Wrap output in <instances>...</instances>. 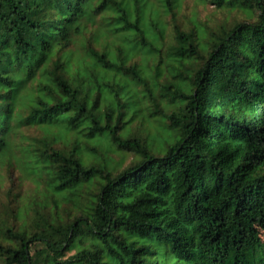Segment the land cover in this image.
Masks as SVG:
<instances>
[{"label": "trees", "instance_id": "1", "mask_svg": "<svg viewBox=\"0 0 264 264\" xmlns=\"http://www.w3.org/2000/svg\"><path fill=\"white\" fill-rule=\"evenodd\" d=\"M198 1L0 0V264H264V0Z\"/></svg>", "mask_w": 264, "mask_h": 264}, {"label": "rangeland", "instance_id": "2", "mask_svg": "<svg viewBox=\"0 0 264 264\" xmlns=\"http://www.w3.org/2000/svg\"><path fill=\"white\" fill-rule=\"evenodd\" d=\"M185 1L186 2L184 4L182 13H183V20L185 21L186 25H188V22L185 19H187V17L194 16L195 14L198 15V18L201 21H206L207 18L211 21V19L213 18V22H215L214 24L219 23V22H223L226 18L231 17V15L226 14L225 12H217L216 14H213L214 13V11H213L214 6L212 3H205L203 5L198 0H185ZM237 14L241 15L238 12H237ZM237 14H233V16H237ZM133 89L138 92L139 90L142 89V86L137 85V86H134ZM162 94H164L162 91L157 92L158 98H161L162 103H163L164 98L162 97ZM142 105H143V108L145 109L144 110L145 114H143V116L145 117L146 122L147 121H153L154 119L151 116H152V113L154 112V110L150 104L149 98H148V102L146 104H142ZM144 125L145 124H143L142 126H139V125L136 126V124H135L134 125V128L136 129L135 131L138 132V130H140V128H142ZM27 133H29V135L34 138V136H36L37 132L35 130H30ZM138 134L141 136H146V132H143V131H142V133L138 132ZM93 141H94L93 144L91 142V146H89V145L88 146H89V148L90 147H94V148L96 147L98 149L99 153H94V155H92V152L89 151L86 154L87 161H92L93 159H96L97 157L99 159V157L102 156V153H104L106 155L110 154L111 155L110 157H112V159L114 160L115 163L120 164V162L122 161V164H120L121 165L120 167L122 168V167L128 166L132 162V160L135 159V157L132 154H128V153L123 154V159L121 158L122 157L121 154H113V152L108 153V151L113 147V145H112V142L107 138H101V139L95 138V139H93ZM18 153H19V151H18ZM14 174L16 175L14 177L15 178L14 182L18 183V188L23 189L21 191V193H24V196H26L25 200L29 196L34 195L35 194V192L33 191L34 182L32 181V179L27 178L25 174L20 175L16 171ZM17 177H19V180H17ZM5 178H6V176H5ZM3 181L4 180L1 179V176H0V189L1 190L6 188L7 186H9V184H10V181L8 179L5 180L4 182ZM85 195L86 194L83 192V197H85ZM85 201L83 203H85ZM77 207H78V205L75 204L74 200L68 197L67 200H65L60 205L59 213L61 214V216L63 218H66L67 214L69 212L75 213L77 211ZM74 252H75V250H72V251L68 252V255L73 254Z\"/></svg>", "mask_w": 264, "mask_h": 264}]
</instances>
